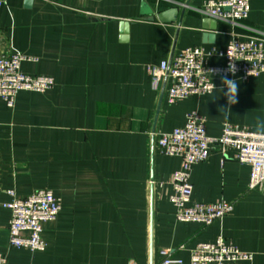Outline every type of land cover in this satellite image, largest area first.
Here are the masks:
<instances>
[{"label": "crops", "instance_id": "1", "mask_svg": "<svg viewBox=\"0 0 264 264\" xmlns=\"http://www.w3.org/2000/svg\"><path fill=\"white\" fill-rule=\"evenodd\" d=\"M187 1L33 0L27 9L24 0H3L0 56L23 54L35 60L22 63L24 74L55 80L45 94L20 92L13 108L0 99V254L6 264H159L164 250L190 264L198 244L219 237L253 253L252 264H264V185L249 189L250 167L238 163L233 150L224 154L212 145L208 161L192 168V202L226 200L234 212L208 227L179 222L169 197L181 160L156 144L193 111L206 119L211 138L221 136L225 123L264 131V74L238 81L239 103L225 117L221 80L209 95L169 105L170 79L156 69L189 48L224 50L232 34L264 36V0H250L244 21H219L215 44L203 43L207 17L199 9L207 0H191L181 26L180 17L163 24L140 14L143 3L159 13L182 11ZM121 21L131 23L126 43ZM44 189L62 207L55 221L43 224L46 250L11 247L12 212L3 207L14 199L9 192L24 199Z\"/></svg>", "mask_w": 264, "mask_h": 264}, {"label": "built area", "instance_id": "2", "mask_svg": "<svg viewBox=\"0 0 264 264\" xmlns=\"http://www.w3.org/2000/svg\"><path fill=\"white\" fill-rule=\"evenodd\" d=\"M98 1V0H96ZM3 0H0V7ZM207 18L235 24L249 17L250 0H207L199 9ZM219 57L224 64L209 65V59ZM25 61H35L23 54L0 56V99L9 108L15 106L17 95L22 92L45 94L55 86L50 76H29L22 72ZM234 64L237 72L230 79L249 82L264 74V36H251L246 40L232 34V40L224 50H206L203 47L189 48L176 55L171 61H163L156 68L170 79L167 91L169 105L177 104L192 96H206L215 88L210 87L227 75V68ZM215 70L216 75L209 73ZM155 74V68L149 67ZM248 128L225 123L220 137L207 135L206 119L196 111L189 113L184 126L172 132L162 134L157 147L168 157L181 160L180 167L171 177L172 193L169 200L176 208V219L184 223H198L211 226L234 212V205L226 200L217 203H193V186L191 172L193 166L208 161L211 146H218L225 154L229 149L234 151V159L250 167L249 189H260L264 185V136L257 135ZM9 204L12 217L9 228V245L31 252H43L47 242L42 237L43 224L53 222L61 211V201L50 190H39L31 196L19 199L15 193ZM159 264H184L183 260L174 257L171 250L161 252ZM254 254L241 251L228 244L223 237L213 243L198 244L191 251L190 264H252ZM0 264H6V257L0 254Z\"/></svg>", "mask_w": 264, "mask_h": 264}, {"label": "water", "instance_id": "3", "mask_svg": "<svg viewBox=\"0 0 264 264\" xmlns=\"http://www.w3.org/2000/svg\"><path fill=\"white\" fill-rule=\"evenodd\" d=\"M25 1V8L30 9L33 4V0H24ZM175 1V0H173ZM191 0H188L185 6L182 8V11L179 7H173L167 9L163 12H159L158 6H151L149 3H143L141 6V16L147 18L148 21L152 22L157 19L160 23L163 24H174L177 22V18L180 17L178 25L181 26L183 17L186 13L187 7L189 6ZM131 23L129 21H121L120 29H121V42L126 43L129 41V31H130ZM218 22L217 20L207 18L203 21V28L207 31V33L203 36V43L204 44H215V31L217 30ZM157 123V119H156ZM156 126V124H155ZM155 127L153 129V136H152V144H151V152H152V165L155 155ZM152 180H153V167H152Z\"/></svg>", "mask_w": 264, "mask_h": 264}, {"label": "clouds", "instance_id": "4", "mask_svg": "<svg viewBox=\"0 0 264 264\" xmlns=\"http://www.w3.org/2000/svg\"><path fill=\"white\" fill-rule=\"evenodd\" d=\"M227 75H222L221 83L224 87L227 88V92L223 93L227 98V104L220 107V112L223 116L227 117L231 113L232 106L239 103V82L236 79H230L228 73H231L233 76L236 74L237 69L234 64H230L227 68ZM209 73L216 75V71L209 69ZM212 88H216L214 84L210 85ZM223 92V88L220 89ZM226 120V119H225ZM257 135L264 136V133H256Z\"/></svg>", "mask_w": 264, "mask_h": 264}]
</instances>
